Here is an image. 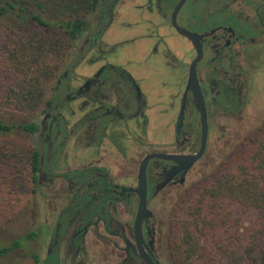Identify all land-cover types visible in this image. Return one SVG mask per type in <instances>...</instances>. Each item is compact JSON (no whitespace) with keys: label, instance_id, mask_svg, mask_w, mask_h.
<instances>
[{"label":"flooded vegetation","instance_id":"obj_1","mask_svg":"<svg viewBox=\"0 0 264 264\" xmlns=\"http://www.w3.org/2000/svg\"><path fill=\"white\" fill-rule=\"evenodd\" d=\"M121 11L127 12L123 30L112 38ZM93 21L92 30L77 41L75 62L63 72L64 102L42 121L46 252L43 261L32 257L33 262L165 264L160 249L163 234L155 223L160 209L152 204L202 167L214 166L239 134V105L247 110L252 82L264 80V64L253 65L250 55L251 50L264 49V0H102ZM172 21L195 35L196 44L181 35ZM196 46L201 49L196 75L207 114L205 148L190 165L149 160L147 213L138 235L136 189L141 160L152 153L190 157L201 149L200 115L194 92L188 88ZM125 48L129 52L124 55L135 64L156 60L169 70L178 69L175 80H160L161 90L155 95L161 99L149 101L133 73L115 64L114 58ZM157 111L168 115L169 137H157V144L166 149L155 151L141 139L154 136L151 114ZM73 136L79 142L74 144L88 152V159L76 168L69 167L67 156L61 154ZM129 144L142 150L136 162L130 161ZM91 150H95L93 159ZM61 184L66 191L55 193Z\"/></svg>","mask_w":264,"mask_h":264},{"label":"trees","instance_id":"obj_2","mask_svg":"<svg viewBox=\"0 0 264 264\" xmlns=\"http://www.w3.org/2000/svg\"><path fill=\"white\" fill-rule=\"evenodd\" d=\"M101 1L0 0V108L6 111L0 112V136L18 133L27 140L35 137L38 143L26 151L0 144V166L12 169L14 161L22 162L25 158L21 156L28 152L25 162L29 181L35 186L33 193L44 185L40 179L46 133L42 121L64 102L63 72L75 62L74 48L78 39L92 30ZM199 189L200 197L186 214V229L192 223L195 231L202 233L205 208L229 213L230 207L237 205L239 211L252 212L254 218L239 230V249L235 252V245L227 246L230 252L222 264H264V129L240 146ZM38 236L33 231L19 238L0 237V259L30 249V242ZM190 239L187 233L184 244L189 245ZM189 248L188 254L195 251ZM32 256L38 259L36 254Z\"/></svg>","mask_w":264,"mask_h":264},{"label":"rangeland","instance_id":"obj_3","mask_svg":"<svg viewBox=\"0 0 264 264\" xmlns=\"http://www.w3.org/2000/svg\"><path fill=\"white\" fill-rule=\"evenodd\" d=\"M126 13V11L120 12L121 19L116 22L110 32V37L116 38L122 32L123 22L125 21L123 18ZM127 52H129L128 48L122 49L117 54L118 56L114 58L115 64L123 65L124 68L133 73V76L144 87L149 101L154 102L157 99H161V97L159 98V96L155 95L161 90L160 80L162 78H166L168 81L175 80L180 73L178 69L171 68L169 70L164 66V62L156 60L148 65L145 63L143 65L135 64L131 61L130 56L126 57L124 55ZM250 55L253 65L264 64L263 48L251 50ZM155 72L159 74L155 75ZM262 86H264V80L259 77L252 82L249 93H247L249 94L247 108H249L242 111L243 106L239 105V112L242 114L239 117V134L233 136L230 143H228L225 156L217 160L218 162H213L215 165L210 168L202 167L190 176L183 185H177L172 188V191L165 193V196H160L153 202L152 206L160 209V212L156 214L157 220H155V223L160 224L157 228L160 227L163 234V246L160 249L165 264H222V262L227 261L226 255L230 252L226 250L227 246L230 244L235 245L236 247L233 249L235 252L239 249V230L241 231L244 225L252 221L254 218L252 212L239 211V206L237 205H232L229 213L227 211L221 212L219 208L209 210L205 208L207 220L206 224L200 228L202 233L195 231L192 223H190V228L186 229V214L191 209L190 206L193 201L200 197L199 188L228 163L240 146L264 129V88ZM0 112L6 111L0 108ZM151 115H153L154 128L152 127L151 129L153 130L150 132H153L154 136L149 134V136L147 135L141 140L151 144L152 149L155 151L164 150L166 147H160L156 142V138L169 137L168 128L165 126L168 115H161L160 111ZM19 118H22V116H19ZM75 141L76 136L69 138L66 149L61 153L63 157L64 155L67 156V163L71 168H76L78 162H82V159H88L87 150L81 151L78 148L81 145L76 146L74 144ZM0 144L7 145L8 148L13 146L22 147L26 151V149L30 150L32 145H37L38 143L35 137H30L27 140L20 134L14 133L0 136ZM91 151L93 152V150ZM141 151V149L136 151L134 145L129 144L127 153L131 158L130 161L136 162L142 154ZM21 155H24V152ZM77 156L79 158L76 159ZM22 157L25 159H22L20 163L15 162V160L12 169L6 168L5 165L0 166L3 168H0V230L3 229L2 231L5 232V234L0 233V237L19 238L33 231H36L39 236L37 242H30V249L14 251L9 257L0 259V264H35L32 255L36 254L43 261L46 252L42 242L45 239L43 236L44 228L47 226L44 205L45 187H42L41 191L38 190L33 193L32 189L35 186L29 181V167L25 162L28 152ZM93 158H95V150L91 159ZM14 166L16 169H14ZM16 170H19L20 173L17 174ZM118 174L119 169L115 175ZM63 185L61 184L62 187L59 185L54 192H59L58 194L65 192L66 187L64 188ZM56 216L57 212L52 221L55 220ZM64 233L65 230L61 231V235ZM187 233L191 238L189 245L184 244V238ZM190 246L195 251L188 254L187 250L190 249ZM219 246L222 247L219 248ZM26 253L28 254L27 256L25 255ZM203 253H206V255ZM208 259L210 261H207Z\"/></svg>","mask_w":264,"mask_h":264},{"label":"water","instance_id":"obj_4","mask_svg":"<svg viewBox=\"0 0 264 264\" xmlns=\"http://www.w3.org/2000/svg\"><path fill=\"white\" fill-rule=\"evenodd\" d=\"M182 4H179L178 8L175 10L174 14L179 10ZM173 26L177 29V31L190 39L192 42L196 44V36L191 34L190 32L180 28L174 21H172ZM197 50V57L196 59L192 62L190 69H189V77H188V88H191L194 92V95L196 97V103H197V109L200 115V123L202 127V142H201V149L200 152L195 155V156H190V157H184V156H175L171 154H164V153H152L144 157L138 168V174H137V189L136 193L138 194V210L136 214V219H135V230L136 233L141 235V222L142 219L145 217L147 213V184H146V167L147 163L151 159H162V160H171L176 163H181L182 161H187V163L190 165L192 164L195 160L198 159V157L203 153V150L205 148V144L207 141V114H206V109H205V103L203 101V97L201 94V90L198 84L197 80V75H196V64L198 63L200 57H201V49L199 46H196Z\"/></svg>","mask_w":264,"mask_h":264}]
</instances>
